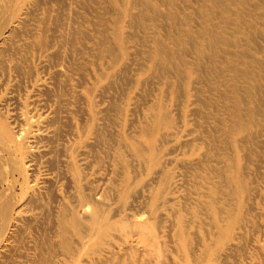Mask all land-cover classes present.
I'll list each match as a JSON object with an SVG mask.
<instances>
[{
	"label": "bare ground",
	"instance_id": "1",
	"mask_svg": "<svg viewBox=\"0 0 264 264\" xmlns=\"http://www.w3.org/2000/svg\"><path fill=\"white\" fill-rule=\"evenodd\" d=\"M25 1L27 0H0V48L10 38L8 22L12 13ZM119 1L124 14L116 21L119 25L112 30L111 35L120 47L119 53L113 51L108 37L96 44L94 53L95 58H111L113 75L117 76H120L118 72L130 69L126 57L130 55L129 39L132 38V32L128 30L132 24L134 8V0ZM164 1L162 5L169 8L167 16L171 20V29L168 30V36L152 37L153 45L150 50H146L145 59L148 64L141 65L134 82L128 77L129 80L132 79L129 95L120 100L118 93L119 99L111 100L109 106L102 111L98 110L96 101H90L87 117H81L84 120L80 118L82 123L80 122L79 137L92 134L100 136L101 141L104 135L114 137L111 139L131 148L137 157L144 158L151 181V184L146 183L152 186L145 196L144 205L140 207V213L136 217L126 214V222L119 224L123 231L122 236H118L123 237L121 239L124 242L120 239L122 242L114 243L110 238L114 245L108 246L104 254L105 260L99 264H264V0ZM128 3L131 5L128 6ZM139 24L141 26L142 23ZM36 45L43 48L40 43ZM55 57L57 59V55ZM147 73L149 80L157 75L155 77H159L162 88L159 97L148 98L150 100L145 99V103H141L144 99L138 98V93L135 94L134 91L145 85ZM115 80L113 83L118 82L117 77ZM120 92L122 93L121 87ZM17 133V137H21L19 131ZM91 145L93 150V143ZM95 146H98L97 142L94 148ZM2 152L0 142V183L9 181L8 176L12 171H20L16 164H7ZM95 157L97 156H93ZM178 182L180 187L177 186ZM182 187V199L188 197L184 203L176 196ZM113 189L115 188L112 186L111 190ZM12 192L0 189L3 211L9 212L5 209L9 208L7 197L15 200V192ZM105 196L108 197L106 193ZM105 196L103 198L99 195L96 198L99 207L90 215L88 232L91 235L105 230L114 236L115 230H110L111 224L105 220L104 210L101 209L110 208V203L114 201L110 198L112 195L108 200ZM116 196L119 195L113 197ZM109 198L113 202H109ZM83 208L86 210L85 206ZM162 223L173 242H166L163 238L165 234ZM169 243L173 244L170 245L171 253L167 250ZM99 251L101 250L98 249L97 253ZM39 257L41 261H47L46 256L39 254Z\"/></svg>",
	"mask_w": 264,
	"mask_h": 264
},
{
	"label": "rangeland",
	"instance_id": "2",
	"mask_svg": "<svg viewBox=\"0 0 264 264\" xmlns=\"http://www.w3.org/2000/svg\"><path fill=\"white\" fill-rule=\"evenodd\" d=\"M41 1L43 4L40 0H27L23 5L20 4L17 7L8 22L11 30V34L9 33L10 38L0 48V142L3 146L2 153L7 159V164H16L20 167L18 173L12 171L9 174V181L0 183V189H4V192L10 190L15 192H12L15 200L7 197L9 208L5 209H8L9 212L7 210L3 211L0 203V242H2L0 244V264H69V262L70 264H99L105 260L104 254L108 246L122 242L120 239L123 237L119 238V236L123 229L121 228L122 225L119 224L126 222L124 219L127 216L126 214L129 213L130 217H136L140 213L142 209L140 207L144 205L145 196L152 186L148 185L151 184V181L144 164L146 161L144 158L134 155L131 148L124 146L116 139L113 140L114 137L104 135L102 141L99 139L100 136L97 137L92 134L79 137V127L82 123L81 120H84L89 113L90 101H96L98 110L102 111L109 106L111 100L119 99L117 95L120 94V100L129 95L130 80L133 79L134 82L140 72L141 65L146 66L148 64L145 59L147 57L146 50H150L153 45L152 37L155 35H160L162 38L168 36L171 29V20L167 16L169 8L162 5L165 2L164 0H134L132 24L128 30L132 32L130 36L132 38L129 39L130 55L126 57L129 60L128 68L130 69L118 72L120 77L113 75L111 58L99 59L94 57L96 44L106 37L109 38L107 39L108 42H112L113 51L119 53L120 47L111 37L112 30L119 25L116 21L124 14V8L119 0ZM181 1L177 0V2ZM127 2L129 1L127 0ZM129 5L131 3H128ZM160 11L164 13V16ZM153 15L154 17H152ZM139 22L142 23L141 26ZM53 33L54 35H52ZM39 43L43 45V48L37 47L36 44ZM86 46H89V50ZM6 49L8 50L6 51ZM53 55H57V59ZM55 63L57 66H55ZM137 63L139 64L137 65ZM84 68L86 69L84 70ZM81 74H84V76ZM148 76L147 73L146 78L144 77L146 80L145 85L134 91L135 94L138 93V98L144 99L141 103H145V99L150 100L159 97L161 93L162 85L159 77L156 78L157 75H155L149 80L150 77ZM116 77L118 82L113 83L116 81ZM128 77L132 79L129 80ZM111 82L113 83L112 86L110 85ZM68 83L70 84L66 85ZM119 86L123 94L120 92ZM108 87L110 88L108 89ZM124 87L127 88L124 90ZM149 91H152V93ZM107 95L112 97L109 98ZM136 113L141 114V112ZM18 131L21 137H17ZM96 142L98 146L94 148ZM92 143L93 150L91 149ZM60 150L65 151L61 152ZM109 153L112 155L110 156ZM93 156L97 157L93 158ZM60 159L63 161L61 162ZM88 164H90L89 167ZM146 184L148 185L146 186L148 191L145 189ZM110 186L115 189L111 190ZM177 186L180 187L179 182ZM115 190H118V192ZM182 190L183 187L177 191L176 196L184 203L188 197L182 199ZM124 191H126V194H124ZM105 193L107 196L110 194L108 197L112 195L110 198H113L114 202L109 198V202H113L110 203L111 207H101V209L104 210L105 220L111 224L112 228H115L110 229L115 230V233L113 232L115 237L110 231L105 230L92 235L91 232H88L91 225L90 215H93L99 207L96 204V198L99 195L104 198ZM115 195L119 196L115 198L113 197ZM108 197L105 196V199L108 200ZM52 200L53 202H51ZM84 206L90 213L88 211L83 212L86 211L83 208ZM88 206L90 209L87 208ZM115 207L118 208V211ZM113 208L116 213L112 210ZM113 213L115 216L112 215ZM200 222L203 221L200 220ZM162 225L165 234L163 238L166 242H173L172 237L167 235L165 224L162 223ZM110 238H112V241L109 240ZM170 245L173 244L169 243L167 245L169 253H171ZM94 248L102 252L97 253ZM39 254L46 256L47 261H41ZM173 256H176V254H173Z\"/></svg>",
	"mask_w": 264,
	"mask_h": 264
}]
</instances>
